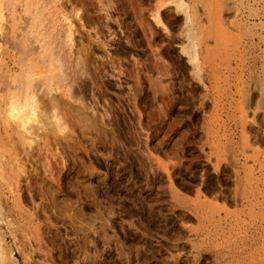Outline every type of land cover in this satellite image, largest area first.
<instances>
[{
  "label": "rangeland",
  "instance_id": "rangeland-1",
  "mask_svg": "<svg viewBox=\"0 0 264 264\" xmlns=\"http://www.w3.org/2000/svg\"><path fill=\"white\" fill-rule=\"evenodd\" d=\"M12 1L0 25H22L2 55L19 80L30 17ZM49 6L48 26L76 30L62 52L73 86H54L62 129L36 113L28 144L0 112V161L15 164L0 179V246L13 264H264V0ZM51 62L32 63L36 82Z\"/></svg>",
  "mask_w": 264,
  "mask_h": 264
},
{
  "label": "bare ground",
  "instance_id": "bare-ground-1",
  "mask_svg": "<svg viewBox=\"0 0 264 264\" xmlns=\"http://www.w3.org/2000/svg\"><path fill=\"white\" fill-rule=\"evenodd\" d=\"M20 1H21L22 5L24 7L25 13H27L30 18H31V16H30L31 10H35L36 11L35 12L36 15L32 16V19H30L29 17H26V18H29L26 21L28 22L30 20V22H28L30 24L27 25V26L24 25L25 27H23L24 30H25L23 33L24 34H25V32H27V34L29 33L27 38L30 40V42H28V43H32V47H31L32 50L29 51L30 52V59H28V60H30L29 62H27V61L24 62L23 58H22V61L24 62L23 63L24 68H22V67H19V68H21V70L23 71V73H22V71H20V75L22 73L23 77L19 78V80L15 79V77L11 79L10 78L11 76L9 75V70L14 68V66L11 67V64H15L17 62H16V60H14V61L13 60L12 61L8 60L7 62H4V57L2 55L3 54L2 50H3L4 46L2 45L3 43H1L2 42L1 39L3 38V40H4L5 38L8 37V32H9L8 30L11 29V27H13V26L15 27L16 26L18 28L22 24L20 22H18L15 25L11 24L12 25L11 27H9L10 25L8 26L7 24L0 25V99H1L0 100V112L2 114V119H3V122H2L3 126L2 127L5 128L4 129L5 133H7L6 131H8L9 126H11L15 130V133L17 135V136L14 135V137H17L16 138L17 144L20 143V144L23 145V144H28L30 142L31 135L35 132V127L38 126V127L42 128L41 122L37 121L36 123H34V122L32 123V121H31V117L33 115H35L36 113H40L43 116L45 114L46 115L48 114L50 117L55 118L56 122L58 123V127L60 129H62L61 128L62 127V118L59 116V112L57 110L58 109L57 105H59L57 102H59V101L57 100V97H56L57 95L55 93H53V90H54L55 84H57L60 81L65 82V80H67L66 81L67 82L66 83L67 89L65 91V95L69 94V96L71 97V92H72L71 90H72V86H73V80H69L68 76H67L68 72L63 71V67L65 66V63L63 62L62 52L64 50H66V49H68L67 51H71L73 49V46L75 45L74 41H75V32H76V30H75L74 25H73L72 22L71 23H65L64 25L60 24L61 26L59 28H57L58 30H56V31L54 30L55 29L54 27L56 25H53V27L52 26H48V23L46 21L47 19L45 18V15L47 14V10L48 11L51 10V6H49V7H47V6H48V4L53 2V0H20ZM8 2H13V1L12 0L11 1L10 0H0V17L3 15V10L6 8ZM59 4H60V1H59ZM61 4H63V3L61 2ZM58 5L56 3V4H54L52 6V8H56ZM77 11H79V9ZM155 19L158 21V24H164L162 22V19L160 18L158 10H157V12L155 14ZM36 20H37V22H35ZM53 21H56V20H53ZM61 21H63V19ZM82 22H83V20H82ZM57 23H59V22H57ZM51 24H53V23H51ZM223 24H225V23H223ZM80 25H81V23H80ZM40 26H42V27L44 26L45 30L44 29L41 30ZM28 27H30V28H28ZM12 29L14 30V28H12ZM220 31H221V29H220ZM92 32H95V31H92ZM88 33H90V32H88ZM97 34H100V33H97ZM26 40H23V41L26 42ZM23 41H22V43H24ZM102 45L103 44H101V46ZM22 46H24V45H22ZM87 47L88 46H86V48ZM28 48H30V46ZM90 48L91 47L89 46V49ZM86 51H88V49ZM89 52H90V50H89ZM192 56L194 58L193 60H196V54L194 53V54H192ZM48 60H50V62L52 61L51 63H54L55 61L58 62L59 69L57 70V73H55V72L50 73L47 77H45L41 81L36 82L35 78L33 77L32 73L30 72L31 71V67H32V63L33 62H40V61H48ZM17 61H19V60H17ZM20 64H21V62H20ZM14 74H15V72H14ZM20 75H19V77H20ZM45 96H48V98H45ZM60 100H62V99H60ZM63 103H65V102H63ZM9 131L11 132L10 129H9ZM8 137H11V136H8ZM9 143L11 144V146H9V144H8V150L7 151L8 152L12 151L14 153L13 149L10 150V147H13L14 143H11V142H9ZM1 144H2V142H1ZM1 144H0V149H3V147H4L3 145L5 143L2 144L3 147H1ZM0 152H2V151L0 150ZM9 154H11V152H9ZM9 154H7V155L11 159V155L12 154L11 155H9ZM0 155H1V153H0ZM8 156H7V158H8ZM7 160L5 161V163L7 162ZM3 162H4V160H3ZM8 163L12 164L11 162H7V164ZM7 164H6V166H7ZM3 165H2V161H0V179L2 181H4L6 177L8 178L7 174L9 175V173L7 171L4 172V169H3L4 166ZM13 167L15 168V166H13ZM12 168H10V169L8 168V171L11 170ZM12 171H15V169H13ZM11 173L12 172H10V174ZM51 174H52V172H51ZM9 177H10V175H9ZM7 178H6V181L10 182L9 179H11V178H9V179H7ZM9 182H7V183H9ZM5 184H6V182H5ZM8 188H11V187H8ZM0 195H2L1 192H0ZM2 204H4V203H2ZM1 214L2 213H0V215ZM3 215L4 214H2V216ZM0 221H2V220H0ZM0 233L2 234V232H0ZM10 250L8 248H6V247L0 246V264H13V258L11 257L12 253H11Z\"/></svg>",
  "mask_w": 264,
  "mask_h": 264
}]
</instances>
